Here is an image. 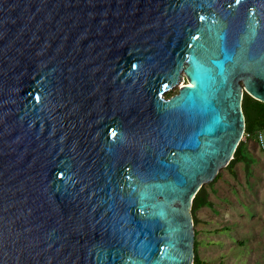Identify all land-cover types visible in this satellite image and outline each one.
<instances>
[{
  "label": "water",
  "instance_id": "water-1",
  "mask_svg": "<svg viewBox=\"0 0 264 264\" xmlns=\"http://www.w3.org/2000/svg\"><path fill=\"white\" fill-rule=\"evenodd\" d=\"M244 93L264 0H0V264H193Z\"/></svg>",
  "mask_w": 264,
  "mask_h": 264
},
{
  "label": "rangeland",
  "instance_id": "rangeland-1",
  "mask_svg": "<svg viewBox=\"0 0 264 264\" xmlns=\"http://www.w3.org/2000/svg\"><path fill=\"white\" fill-rule=\"evenodd\" d=\"M179 85L164 95L176 93ZM254 138L246 139L251 148L244 149L246 160L230 170L222 167L217 181L207 185L212 205L196 211L194 230L205 264H264V151Z\"/></svg>",
  "mask_w": 264,
  "mask_h": 264
},
{
  "label": "trees",
  "instance_id": "trees-1",
  "mask_svg": "<svg viewBox=\"0 0 264 264\" xmlns=\"http://www.w3.org/2000/svg\"><path fill=\"white\" fill-rule=\"evenodd\" d=\"M242 109H243L244 116H245V132H248L250 133L251 136H253L255 135L257 130L264 128V101L254 98L248 93H244L243 98H242ZM246 139L242 138L240 140L239 144L237 145L235 149L233 157L231 158V160L225 167H227L228 169H231L235 166V164L238 161L246 160L245 157L243 156L244 141ZM220 175L221 174L219 171L212 181H210L207 184H203L201 188L195 194L193 201H192V207H191V213H192L194 225L198 223V219L196 217V211L200 207H203L206 205H212L211 200L209 198V191L207 187L212 186L214 182L217 181V179L220 177ZM199 245H200V240L197 238V231H195L193 264H205L204 260L199 255V250H198Z\"/></svg>",
  "mask_w": 264,
  "mask_h": 264
},
{
  "label": "built area",
  "instance_id": "built-area-1",
  "mask_svg": "<svg viewBox=\"0 0 264 264\" xmlns=\"http://www.w3.org/2000/svg\"><path fill=\"white\" fill-rule=\"evenodd\" d=\"M248 137H251L250 133L244 131L242 138L246 139ZM254 137L257 142V145L264 150V128L257 130Z\"/></svg>",
  "mask_w": 264,
  "mask_h": 264
},
{
  "label": "crops",
  "instance_id": "crops-1",
  "mask_svg": "<svg viewBox=\"0 0 264 264\" xmlns=\"http://www.w3.org/2000/svg\"><path fill=\"white\" fill-rule=\"evenodd\" d=\"M248 141V140H247ZM250 143L249 142H246V140L244 141V149H247L248 151H250L251 150V148L249 147L250 145H249ZM250 148V149H249ZM264 151V150H263ZM243 152H244V150H243ZM239 162H243V160H240V161H238L237 163H239ZM236 163V164H237ZM235 164V165H236ZM230 170V169H229Z\"/></svg>",
  "mask_w": 264,
  "mask_h": 264
},
{
  "label": "flooded vegetation",
  "instance_id": "flooded-vegetation-1",
  "mask_svg": "<svg viewBox=\"0 0 264 264\" xmlns=\"http://www.w3.org/2000/svg\"><path fill=\"white\" fill-rule=\"evenodd\" d=\"M183 83H185V82H187V79H186V77L185 76H183Z\"/></svg>",
  "mask_w": 264,
  "mask_h": 264
},
{
  "label": "bare ground",
  "instance_id": "bare-ground-1",
  "mask_svg": "<svg viewBox=\"0 0 264 264\" xmlns=\"http://www.w3.org/2000/svg\"><path fill=\"white\" fill-rule=\"evenodd\" d=\"M190 84H192V83H190Z\"/></svg>",
  "mask_w": 264,
  "mask_h": 264
}]
</instances>
